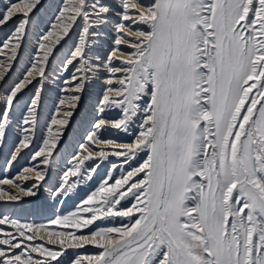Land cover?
Wrapping results in <instances>:
<instances>
[{
	"label": "snow or ice",
	"instance_id": "6c2138e0",
	"mask_svg": "<svg viewBox=\"0 0 264 264\" xmlns=\"http://www.w3.org/2000/svg\"><path fill=\"white\" fill-rule=\"evenodd\" d=\"M13 136L5 170L31 163L0 179V264H264V0H0ZM44 192L79 199L42 222L5 210Z\"/></svg>",
	"mask_w": 264,
	"mask_h": 264
},
{
	"label": "rangeland",
	"instance_id": "374dc122",
	"mask_svg": "<svg viewBox=\"0 0 264 264\" xmlns=\"http://www.w3.org/2000/svg\"><path fill=\"white\" fill-rule=\"evenodd\" d=\"M29 47H31V45H29L28 47L25 48V50H24V52H25L24 56L21 58L20 62L13 69V72H12V79L13 80L19 78V76L21 75V73L23 72V70L25 68V65H26L27 59H28V56H26V54H27V51L26 50ZM63 55H64V52L62 51L58 55L57 59L55 61H53V68H54V70H58L59 69V68H55V65H56L57 62H59L63 58ZM21 66H23V67L21 68ZM50 75H53V74H50ZM51 85L52 84H49L48 90H46L45 100H46V97H47L48 93L52 89L51 88ZM91 95H92V93L89 94V96H91ZM89 96L83 101L84 110H82L81 115H84L85 112H87V109H86V107H88V103L87 102L91 101ZM25 99H27V97H25ZM45 100H44V103H45ZM44 103H43V105H44ZM46 110H49V109H43V106H42V112H46ZM43 114L44 113H42V115H41V124H42V122H45L42 119V117L44 116ZM81 115L75 118V122L68 129L67 134H66V140L64 142H62L64 146L68 143L69 138L72 137V132L74 131L75 125L79 122ZM14 132H15V129H14ZM14 139H15V136H13L12 138L9 139L6 147H0V153H1L0 154V179H3L5 176H9V177L14 176L16 174V171L21 166H28V164L30 162V160L26 157V159L21 160L19 162V164L16 165L13 169H10V170H7V171L5 170V161H6V158H7V154L12 150ZM78 141H79V139H78ZM77 142H75V143H77ZM64 146L59 149V153L62 151V149L64 148ZM72 150H74V149H72ZM68 155H69V153L66 154V155H64V159L66 157H68ZM58 156L55 157L56 160L58 159ZM113 159H115V158H113ZM53 172H55V171H53ZM101 175H103V171H101ZM3 187L7 188L8 186L7 185H4ZM83 194L84 193L81 192V195H83ZM47 199H48V192H44V194L41 196L40 200L37 203H35V204H33V203H26L25 202L21 206L15 207V209H13L12 207H8L5 210L8 211L10 214H12L14 218H19L21 220L29 221V212H28L29 209L27 208V205L30 204V205H32L35 208L37 207L38 213L40 212L38 215H36V218H35L36 220L35 219L34 220L36 222H42V221H44L46 219V217H48L49 215H51L53 213V211H55V212L58 213V212L64 211L65 209L66 210H72L74 208L75 202L79 199V197H77L76 200L68 201L66 203L64 209H61V208L52 209L50 207L51 202L49 204V202H47ZM29 200H31V199H29ZM0 207L3 208V205L0 206ZM41 216H44V217L41 218ZM79 251L83 252L85 250H79Z\"/></svg>",
	"mask_w": 264,
	"mask_h": 264
},
{
	"label": "bare ground",
	"instance_id": "6f19581e",
	"mask_svg": "<svg viewBox=\"0 0 264 264\" xmlns=\"http://www.w3.org/2000/svg\"><path fill=\"white\" fill-rule=\"evenodd\" d=\"M44 18L46 19L47 17L45 16ZM26 51H27L26 56H28L29 52L31 51V47H29ZM22 67L23 66H21V68ZM55 68H59V62L56 63ZM51 88L52 89L48 93V95L46 97V100H45V103L43 105V109H49V110H46V112H42V113H44L43 114L44 116L42 117L43 121H45L47 119V117L49 116L51 110L53 109V104H54V101L56 100V93L59 90L57 85H55V84H52ZM89 97H90L91 101L87 102L88 103V107H86V109H87V113L90 114L91 111H92V106L94 104V100H95L94 93H92V95L89 96ZM84 115H81L79 122L75 125L74 131L72 132V137L69 138L68 143L64 146V148L62 149V151L60 152V154L58 156L57 161L61 164V166L64 165V161H65L64 155H66L68 153H71L73 151L72 149H74L75 145L77 144L75 142H77L78 139H80V137L84 133L85 128L87 127V125L82 122ZM89 118H90V115H89ZM43 124H44V122H42V125ZM25 159H26V157H25ZM30 163H31V161L29 162V164ZM53 171H56V169H53ZM25 199L29 200V199H33V198H25ZM47 202H49V204H50L51 201L49 199H47ZM0 206H2V205H0ZM27 208L29 209L28 210V212H29V222H31V221H33L36 218V215H38L40 212L38 213L37 207L35 208L32 205H30V204L27 205ZM42 217H44V216H41V218Z\"/></svg>",
	"mask_w": 264,
	"mask_h": 264
}]
</instances>
